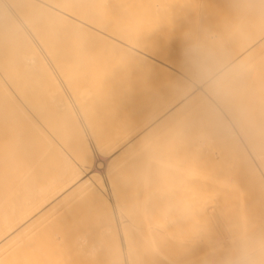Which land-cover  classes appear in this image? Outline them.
Masks as SVG:
<instances>
[{
  "label": "bare ground",
  "instance_id": "obj_1",
  "mask_svg": "<svg viewBox=\"0 0 264 264\" xmlns=\"http://www.w3.org/2000/svg\"><path fill=\"white\" fill-rule=\"evenodd\" d=\"M172 2L0 0V264H264V0Z\"/></svg>",
  "mask_w": 264,
  "mask_h": 264
},
{
  "label": "rangeland",
  "instance_id": "obj_2",
  "mask_svg": "<svg viewBox=\"0 0 264 264\" xmlns=\"http://www.w3.org/2000/svg\"><path fill=\"white\" fill-rule=\"evenodd\" d=\"M172 1H173L172 4H175V5L177 4V6L171 4L172 7H174V8H176V7L178 8L180 5H181L180 7L185 8V7L188 6V3H189V2H186V3H187V4H186L187 6H186V5H184V3H185L184 0H182L183 3H181L182 1L180 2L179 0H172ZM177 1H179V2L177 3ZM190 1H191V0H190ZM199 1H201V0H199ZM199 1H198V0H197V1H196V0H194V1L192 0V1H191L192 3H190V4H192V5H191V7L188 6L187 9H189V11H190L189 14L191 13L192 15H191V14L189 15V16H191V17H190V20H188V22H187V20L184 21V22L187 23V25H188V23H189L188 26H190V24H191L190 22H193V21H191V20H193V19L195 20V19H196L197 21H194V23H195L194 26L191 24V26L194 27V29L191 27V29H193V30H195V27L200 28V26H202V23H200V22H201L200 20H203V21H204V19L201 18V17L199 16V15H201L200 10H203L202 13H204V10H205V9H199V8H201V5H202V8H203V5H204V4H201V5L198 4ZM202 1H203V0H202ZM205 1H206V2H205L206 4H207L208 1L210 2V0H208V1L205 0ZM138 2H139V1H138ZM144 2L146 3V1H144ZM174 2H175V3H174ZM196 2H197L198 5H196ZM135 3H137V2L135 1ZM142 3H143V2H142ZM145 3H144V4H145ZM148 3H149V2H148ZM194 3H195V5L197 6V8L199 7V8H198V9H199V10H198L199 12L196 11L197 13L195 12V10H197V8H195V10H193L194 8H192V6L195 7V6H194ZM144 4H142V5H144ZM146 4H147V3H146ZM166 4H167V3H166ZM166 4H163V7H165V6L168 7V5H169L170 3L167 4V5H166ZM206 4H205V5H206ZM142 5H141V3H140V6H142ZM150 5H151V4H150ZM164 5H165V6H164ZM171 5H170V7H171ZM178 5H179V6H178ZM199 5H200V6H199ZM147 6H148V5H147ZM206 6H209V3H208ZM144 7H146V5H145ZM149 7H150V6H148L147 8H149ZM167 7H166V8H167ZM170 7H168L167 9L165 8V9L167 10V12H166V10H165V11L162 10L163 8H161V5H159V7H156L155 10H156V11L159 10L158 12H160V11L162 10V11H163V12L161 11L162 13H168L169 15H171V13H170L171 11L168 10ZM172 7H171V8H172ZM158 8H159V9H158ZM171 8H170V9H171ZM174 8H173V9H174ZM204 8H206V7H204ZM160 9H161V10H160ZM206 9H207V8H206ZM168 11H169V12H168ZM191 11H192V12H191ZM158 12H157V13H158ZM173 12H174V11H173ZM157 13H156L155 15H157ZM162 13H161V14H162ZM194 13H196V14L199 13V15H198L199 17L196 16V18H195V16L193 15ZM161 14L159 13V17H158V15H157V16L154 15V16L156 17V20H157V17L160 18L161 16H164V15H161ZM196 14H195V15H196ZM166 15H167V14H166ZM169 15H168V16H164V17H166V20H168L167 17H170ZM201 16H202V15H201ZM192 17H194V18L191 19ZM197 18H200V20L197 19ZM154 19H155V18H153V20H154ZM3 20H4V24H5V25L2 23ZM161 20H162V19H161ZM174 20H175V19H174ZM198 20H199V21H198ZM158 21H160V19L157 20V22L155 21V22H156L155 25H158ZM162 21H163V20H162ZM162 21H160V23H161V25L166 26V27H163V29H164V28L166 29V28L168 27L167 25H169V23H167V21H165V24H166V25H165V24H164V21H163V23H162ZM169 21H170V19L168 20V22H169ZM7 22H8L7 18H4V19L1 18V20H0V26H1V27H0V37L3 35V37L0 38V41H1V42H0V45H3L2 48L0 47V50H4L3 47L5 48V46H6L5 50H7V49H9L8 46H10V45L8 44V43H9V34H10L9 31H10V28H9V25H8ZM175 22H176L175 25H178L177 22H179V21H175ZM197 22H198V23H197ZM6 23H7V24H6ZM152 23L154 24V21H152ZM160 23H159V24H160ZM196 23H197L198 26H195ZM170 24L172 25L173 23H170ZM179 24H181V25H178L179 27L176 26V27H178L177 29H182V26H184L183 24H185V23L182 24L181 22H179ZM203 24H204V23H203ZM144 25H146V23H145ZM7 26H8V27H7ZM158 26L161 27L160 25H158ZM180 26H181V27H180ZM174 27H175V26H174ZM174 27L172 26V29H173V30H176V29H174ZM185 27H186V26H184V28H185ZM161 28H162V27H161ZM184 28H183L182 31H184ZM185 29L187 30V29H189V28L186 27ZM191 29L189 30L190 33H191ZM200 29H201V28H200ZM6 30H7V31H6ZM173 30H172V31H173ZM186 30H185V31H186ZM193 30H192V31H193ZM198 30H199V29H197V31H198ZM160 31H162V30H160ZM164 31H166V30H163V31H162V35L164 34V33H163ZM176 31H178V30H176ZM176 31H174V32H176ZM185 31H184V32H185ZM197 31H194V32H197ZM5 32H6V33H5ZM174 32H173V35H174ZM179 32H181V31H179ZM186 32H188V31H186ZM199 32H200V34H201L202 29H201V31H199ZM4 33H5V34H4ZM176 33H178V32H176ZM176 33H175V34H176ZM191 34H194V33H191ZM196 34H197V33H196ZM158 35H161V34L159 33ZM7 36H8V37H7ZM181 36H184V34H183V35H180V36L177 34V38H178V37H181ZM196 36H197V35H196ZM198 36H199V37H198L197 40L195 39L196 37L194 38V41L196 40V44H197V45H198V43L200 42L199 40H200V38H201V37H200L201 35H199V33H198ZM210 36H211V35H210ZM161 37H162V36H161ZM175 37H176V36H175ZM7 38H8V39H7ZM177 38H176V39H177ZM210 38L212 39V40H211V39H208V40H210V43H211V41H212V43L215 41V42H214V43L216 44V48H215V50H217V49H218V48H217V47H218V46H217V42H218V41H216L215 39H213L212 36H211ZM2 39H3V40H2ZM158 39H159V38H158ZM172 39H173V37H172ZM178 39H179V41H180V40L182 41L183 37H181V39H180V38H178ZM178 39H177V40H178ZM6 40H8V41H6ZM201 40L203 41V38H201ZM204 40H205V39H204ZM5 41H6V43H7L6 45H5ZM158 41H159V40H158ZM168 41H170V40L168 39ZM173 41H174L173 43H174V45H175V43H176L175 39H174ZM179 41H177V43H178ZM197 41H198V42H197ZM207 42H208V41L206 40L205 43H207ZM173 43H172V44H173ZM188 43H189V42H188ZM191 43H192V41H190V43L187 45L188 47H186V46L184 47L185 50H184V48L182 47L183 50H184V51H188V53H190V51H191V54H192L193 52L195 53V51H196L195 49H198V51H200V52H201V50H203V49H207V48H206V45H205L204 48H201V50H199L200 43H199V45H198L197 48H195L196 44H195V45L193 44V45H194V46H193V45H191ZM193 43H195V42H193ZM203 43H204V42H203ZM205 43H204V44H205ZM212 43H211V44H212ZM214 43H213V45H215ZM204 44H203V45H204ZM218 45H219V43H218ZM7 47H8V48H7ZM173 47H176V48L178 49V51H180V54H181V53L183 54V55H182V54L180 55L181 57H183V56L185 55L183 58H185V59L187 58L186 60H188V58L191 57V56H190L191 54L187 55L186 52H185V53H186V54H185L184 51L181 50V48L179 49L176 45L173 46ZM192 47L195 48V49H193V52H192ZM208 47H210V44H209ZM188 48H189V49H188ZM190 48H191V49H190ZM211 48H212V46H211ZM186 49H187V50H186ZM208 49L210 50V51H209V50H207V51H209L208 54L211 55V56L209 55V57L211 58V57L213 56V55L211 54V52H212V50H214V48H212V50H211L210 48H208ZM95 51H96V53L100 52V51H98V50H94V52H95ZM102 51H103V50H102ZM181 51H182V52H181ZM203 51H204V50H203ZM104 52H105V51H104ZM104 52H103V53H104ZM106 52H107V51H106ZM200 52H198V53H200ZM214 52H215V51H214ZM96 53H95V54H96ZM103 53H102V54H101V53L99 54V58H100V55H103ZM111 53H112V52H111ZM178 53H179V52H178ZM198 53H197V52L195 53L196 56L199 55ZM201 53H203V52H201ZM201 53H200V54H201ZM212 53H213V52H212ZM91 54L94 55V53H91ZM104 54H106V53H104ZM108 54H109V55H108ZM195 54H192V55L194 56V58L196 57ZM197 54H198V55H197ZM203 54H206V53L204 52ZM107 55H108V56H111L112 54L110 55V52L108 51ZM107 55H106V56H107ZM96 56H98V54H97ZM103 56H104V55H103ZM106 56H104V58H106ZM108 56H107V57H108ZM112 56H113V55H112ZM112 56H111V57H112ZM186 56H187V57H186ZM193 56H192V58H193ZM203 57L206 58L207 56L205 57V55H204ZM203 57L201 56V58H199V59H198L197 57H196L197 59H196V58H195V59L193 58V59H194V60H197V61H198V60L200 61V59H204ZM214 57H215V60L218 62V60H219L220 58H218V60H217L216 57H219V56H216V55L214 54ZM214 57H212V58H214ZM96 58H98V57H96ZM112 58H113V57H112ZM114 58H115V57H114ZM116 58H117V57H116ZM106 59H107V62H108L109 59H108V58H106ZM118 59H120V56H118ZM189 59H191V58H189ZM206 59H208V58H206ZM206 59H205V60H206ZM116 60H117V59H116ZM215 60H214V61H215ZM190 61H192V60H190ZM216 61H215V64H219V63H220V60H219L218 63H217ZM111 62H112V61H111ZM111 62L109 61L108 63H111ZM117 62H122V59H120V61L118 60ZM112 63H113V62H112ZM114 63H116V61H114ZM202 64H204V63H202ZM90 203H91V200L86 199V200H84L82 203H79V204L73 206L71 209H70V207H68V206H67L66 208L64 207V209H62V212L65 213L64 215L66 216V215H68V214H71V213H74L75 211H77V210L80 208V206L85 205V204H90ZM74 259H75V258L71 257V259H70L69 261H70V262H74Z\"/></svg>",
  "mask_w": 264,
  "mask_h": 264
}]
</instances>
